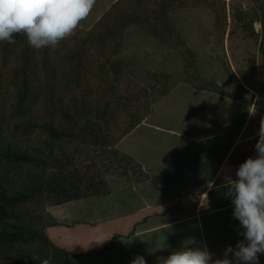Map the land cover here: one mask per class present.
I'll return each mask as SVG.
<instances>
[{
	"label": "trees",
	"instance_id": "1",
	"mask_svg": "<svg viewBox=\"0 0 264 264\" xmlns=\"http://www.w3.org/2000/svg\"><path fill=\"white\" fill-rule=\"evenodd\" d=\"M198 1L119 0L98 20L97 28L88 32L85 45L96 41L103 48L115 43L118 50L125 30L135 27L163 46L181 51L186 73L192 76L185 82L198 83L197 90L230 97L218 84L200 78L193 53L184 47L171 21L176 8ZM254 3L250 18L248 12L234 18L243 30L260 35L264 59V0ZM255 22L261 25L259 34ZM14 39V44L0 43V264H41L45 258L53 264H68L93 253L71 254L56 245L45 230L47 207L108 194V181L98 171L82 172L76 167L80 146L112 149L117 167L105 170L104 176L144 178L141 165L117 145L151 114L152 103L148 106L136 96L126 98L113 92L111 82L81 85L87 53L83 44L64 54L65 61L60 63L52 57L54 48L36 50L22 34ZM112 69L120 75L117 65ZM155 77L165 82L174 79ZM6 109L15 118L12 131L4 127ZM116 237L100 252L113 249Z\"/></svg>",
	"mask_w": 264,
	"mask_h": 264
},
{
	"label": "crops",
	"instance_id": "2",
	"mask_svg": "<svg viewBox=\"0 0 264 264\" xmlns=\"http://www.w3.org/2000/svg\"><path fill=\"white\" fill-rule=\"evenodd\" d=\"M117 1L96 0L81 26L92 27ZM254 110V103L239 98L187 82L175 85L117 145L145 177L131 181L110 174L107 195L48 206V237L71 254L93 253L68 264H130L137 255L158 264L182 246L205 244L214 259L222 257L227 246L243 239L224 193L239 165L256 156ZM115 236L114 248L100 252Z\"/></svg>",
	"mask_w": 264,
	"mask_h": 264
},
{
	"label": "rangeland",
	"instance_id": "3",
	"mask_svg": "<svg viewBox=\"0 0 264 264\" xmlns=\"http://www.w3.org/2000/svg\"><path fill=\"white\" fill-rule=\"evenodd\" d=\"M254 9V0H208V3L200 0L191 3L190 7L176 8L170 17L184 47L194 55L200 78L218 84L230 97L242 99L250 105L254 103L257 130L264 119V59L259 48L261 37L243 30L234 18L239 12H248L250 18ZM97 26L98 22L90 28L80 25L74 35L61 41L52 52L54 61L64 63L62 56L83 44L87 53L86 69L81 71L79 78L81 85L96 87L106 81L111 82L113 92L126 98L136 96L149 106L166 90L180 82L192 80V76L186 73L187 62L179 49L165 47L135 27L125 30L118 50L115 43H107L103 48L96 41L85 45L88 32ZM254 28L255 33L259 34L260 23L255 22ZM115 65L120 68L118 76L112 69ZM159 75H171L174 79L158 81L155 76ZM187 83L194 87L199 85L196 82ZM108 94L114 93L110 91ZM3 117L5 129L12 131L15 118L7 109ZM117 136L120 137L121 133ZM78 150L76 167L82 172L98 171L107 179L110 173L104 176V171L117 167L113 163L117 160L112 156V149L80 146ZM122 166L126 167L125 162ZM51 223L46 212L45 230Z\"/></svg>",
	"mask_w": 264,
	"mask_h": 264
},
{
	"label": "clouds",
	"instance_id": "4",
	"mask_svg": "<svg viewBox=\"0 0 264 264\" xmlns=\"http://www.w3.org/2000/svg\"><path fill=\"white\" fill-rule=\"evenodd\" d=\"M96 0H0V43L14 44L17 34L26 36L36 50L57 48L75 34L91 14ZM256 156L249 157L236 170V179L228 178L225 197L233 204V218L239 221L242 236L235 247L227 246L220 258L207 245L182 246L158 264H259L264 254V119L260 122ZM207 196L202 206H207ZM195 242L193 241V245ZM39 259V257H32ZM41 264H53L45 258ZM130 264H147L137 255Z\"/></svg>",
	"mask_w": 264,
	"mask_h": 264
}]
</instances>
